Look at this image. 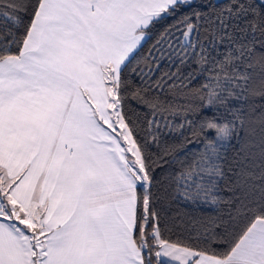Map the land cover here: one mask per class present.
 I'll use <instances>...</instances> for the list:
<instances>
[{
  "label": "snow or ice",
  "instance_id": "obj_1",
  "mask_svg": "<svg viewBox=\"0 0 264 264\" xmlns=\"http://www.w3.org/2000/svg\"><path fill=\"white\" fill-rule=\"evenodd\" d=\"M0 264H264V0H0Z\"/></svg>",
  "mask_w": 264,
  "mask_h": 264
}]
</instances>
